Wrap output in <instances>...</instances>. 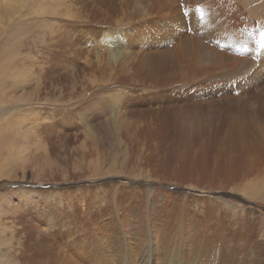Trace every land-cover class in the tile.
Segmentation results:
<instances>
[{"label": "rangeland", "instance_id": "rangeland-1", "mask_svg": "<svg viewBox=\"0 0 264 264\" xmlns=\"http://www.w3.org/2000/svg\"><path fill=\"white\" fill-rule=\"evenodd\" d=\"M176 1L182 9V0ZM227 2L234 7L231 13L237 15L239 30L251 27L264 33V0ZM158 12L154 2L141 0H0V264H87L85 249L91 234L106 232L103 226L108 221L114 222L113 232L120 219H145L155 228L162 210L148 215V183L158 191L152 207L173 195L176 218L223 228L233 238L221 244L229 258L240 257L238 237L245 231L254 236L251 240L257 234L264 243L263 199L237 191V148L216 155L220 142L210 131H205L204 140L197 135L200 139L194 138L193 144L187 133L172 131L175 139L183 138L185 147L161 148L166 136L162 124L173 106L195 113L196 105L221 104L224 98H236V91L214 93L200 102L189 97L169 102L168 96L204 92L196 91L193 82L198 77L181 76L167 87H155L135 71L140 38L132 32ZM179 12L184 27L166 48L188 41L195 46L203 36ZM108 37L129 46L122 62L107 59L112 47L106 44ZM237 45L247 47L248 42ZM241 65L237 72H223L219 78L243 79L248 71ZM244 67L250 70L253 63ZM200 141L205 144L202 151L197 150ZM183 149L188 156L182 163ZM210 158L216 174L218 164L235 163L236 171L222 177L224 188H209L213 192L205 195L208 198L199 197L193 191L199 188L190 184L211 185L203 174V169L211 171ZM187 166L198 170L195 179L178 182L163 170ZM115 189L112 204L110 192ZM186 192L194 195L183 200ZM202 207L214 208L215 214L203 219L198 214ZM237 210L255 212L258 224L241 226L244 215ZM152 243L151 239L140 264L155 259ZM258 249L264 264V245Z\"/></svg>", "mask_w": 264, "mask_h": 264}, {"label": "bare ground", "instance_id": "bare-ground-1", "mask_svg": "<svg viewBox=\"0 0 264 264\" xmlns=\"http://www.w3.org/2000/svg\"><path fill=\"white\" fill-rule=\"evenodd\" d=\"M141 1L154 2L159 12L138 32L131 28L133 35L137 34L140 38L139 50L134 56L137 63H134L136 72L155 87H167L181 80V76L194 74V77H198L193 82L197 86L196 91L204 92L194 96H168L165 99L169 102L188 100L187 97L200 102V99L214 93L222 95L229 89L236 91V98H224L221 104L207 101L206 104L196 105L195 113L185 107L173 106L169 119H164L162 124L166 136L161 143V148L169 149L171 146L182 149L185 147L181 144L183 138L175 139V133L172 134V131L187 133L188 143L191 144L194 138L200 139L201 135L202 137L203 134L205 135V131H210L215 141L220 142L216 155L233 147L237 148V191H241L247 198L260 197L264 201V184L259 185L260 177L264 172V124L261 122L264 112L260 114V110H264V33L262 34L259 30L254 31L255 29L252 31L251 27L247 31L239 30L236 23L237 15L231 13L234 7L227 2L229 0H182V9H178L176 0ZM179 10H182L184 14V22L189 27L199 29V33H203V36L195 46L193 42L188 41L185 44L166 48L175 40L173 34H178L181 27H184ZM217 39L221 41L223 48L216 44ZM243 42H248V46L237 45ZM106 44L112 46L107 49L108 60L122 62L125 59L128 45L121 44L117 38L112 37L106 39ZM227 50L230 54H227ZM228 57L233 58L232 61H228ZM250 62L253 63V68L249 70L244 66L249 65ZM241 64H245L242 69L248 71L243 79L237 80L236 77L235 80L225 81L219 78L223 72L228 74L237 72L239 66L242 67ZM213 76L215 79L212 78ZM167 93L170 92L167 91ZM168 131H171V135ZM201 139L204 140V137ZM198 143L197 150L202 151L205 144L203 141ZM206 153L213 155L214 151L206 148ZM182 155L180 161L183 163L188 156V151L183 149ZM207 164L211 166V171L203 169L206 171L203 174L209 177L204 182H210L211 185L203 187L197 182L190 184L199 188V190L193 188L197 196L205 198H208L206 194L213 192H210L209 188H224L222 184L226 181L222 177H230L236 171L235 163L233 166L230 163L218 164L216 168L220 173L216 174L214 158H210ZM165 167L163 170L169 174L170 178H177L178 182L195 179L199 173L191 166L174 170L165 169ZM184 173L187 174L186 177L183 176ZM245 180L248 182L242 186L241 183ZM177 189L182 190L180 186ZM116 191L117 189L110 192L112 204ZM147 191L149 192L146 202L148 215L151 216L159 208L162 210L157 226L153 228V225L147 224L145 219L138 222L120 219L113 232L114 222L108 221L103 226L106 232L91 234L92 237L85 249L84 261L87 264L143 263L140 259L142 253L150 248L151 239L155 259L148 264H263L262 258H259L258 248L264 243L256 239L257 234L254 240H251L254 236L247 231L239 235L242 249L240 257L229 258L221 244L224 240L233 238L228 237L223 228L204 223L186 224L183 217L176 218L174 215L173 195L164 196L159 207H152L153 199L158 191L153 188L152 183H148ZM191 194L194 195L192 192H186L181 195V198L187 199ZM247 203L243 204L249 205ZM214 204L220 206L217 200ZM178 212H181V206L178 207ZM236 213L244 215L241 226L250 224L254 227L258 224L259 216L255 212L244 213L237 210ZM198 214L207 220L215 214V209L202 207ZM251 216H254L253 220ZM72 260L77 263L74 259Z\"/></svg>", "mask_w": 264, "mask_h": 264}]
</instances>
